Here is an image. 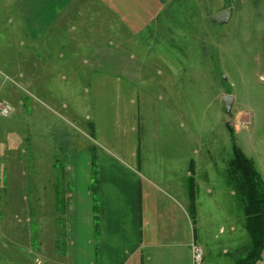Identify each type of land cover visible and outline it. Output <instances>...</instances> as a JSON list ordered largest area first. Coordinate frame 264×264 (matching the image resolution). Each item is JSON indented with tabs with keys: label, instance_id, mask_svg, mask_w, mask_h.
Masks as SVG:
<instances>
[{
	"label": "rangeland",
	"instance_id": "1",
	"mask_svg": "<svg viewBox=\"0 0 264 264\" xmlns=\"http://www.w3.org/2000/svg\"><path fill=\"white\" fill-rule=\"evenodd\" d=\"M162 3L138 33H99L118 28L113 18L79 15L62 23L87 32L39 36L15 0H0V264H72L74 188L90 185L99 147L124 154L134 138L139 168L166 172L161 184L190 214L198 200L200 218L225 232V216L234 218L233 264L245 255L243 198L227 183L228 126L264 176V0ZM226 7L230 20L214 22ZM100 35L128 45L127 79L100 80L104 66L85 61L82 44ZM224 94L233 96L230 113ZM179 152L186 173L169 170ZM61 174L69 185L59 183L65 210L55 204Z\"/></svg>",
	"mask_w": 264,
	"mask_h": 264
},
{
	"label": "crops",
	"instance_id": "2",
	"mask_svg": "<svg viewBox=\"0 0 264 264\" xmlns=\"http://www.w3.org/2000/svg\"><path fill=\"white\" fill-rule=\"evenodd\" d=\"M15 1L19 18L32 25L39 36L48 32L74 33L76 29L87 32L88 26L84 24L70 27L62 23L65 17L79 15L107 20L113 18L111 25L118 28L113 31L102 28L97 31L99 33H138L162 13L164 6L163 0ZM87 5L84 9L83 6ZM96 8L101 12L95 13ZM116 38L120 41L118 36ZM81 47L85 61L90 59L92 65L104 66L100 80L127 79V66L132 64V56L127 55L128 45L124 42L109 41L100 35ZM129 114L130 111L127 117ZM139 147L136 138L124 154L111 151L106 146L99 147L96 154V213L93 211L90 185L84 190L75 191L74 188L69 204L74 237L71 263L195 264L192 246L197 245L203 250L200 264H233L230 253H234L235 239L230 233L234 229V218L225 216L228 221L225 232L220 224H211L213 220L200 218L198 200L194 204L195 214H190L183 199L161 184L159 177H167L166 172L148 166L143 170L139 168ZM178 156V159L174 158L178 165L169 164V170L186 173L187 156L180 152ZM90 171L87 172L89 178ZM209 223L212 230L207 227ZM211 249H215L217 257H210Z\"/></svg>",
	"mask_w": 264,
	"mask_h": 264
},
{
	"label": "trees",
	"instance_id": "3",
	"mask_svg": "<svg viewBox=\"0 0 264 264\" xmlns=\"http://www.w3.org/2000/svg\"><path fill=\"white\" fill-rule=\"evenodd\" d=\"M228 131L232 157L227 168V183L243 198L245 216L243 227L249 235V245L246 248L245 255L238 258L234 264H258V260L264 253V180L254 161L246 156L237 144L232 127L228 126ZM96 164V156L92 155L90 190L94 213L97 212L98 207V171ZM63 179H65V175L61 174L55 182V204L60 210H65L68 206L67 201L62 197L61 193L63 192L60 190L59 183H63L66 188L69 187ZM96 217L95 219H97Z\"/></svg>",
	"mask_w": 264,
	"mask_h": 264
},
{
	"label": "water",
	"instance_id": "4",
	"mask_svg": "<svg viewBox=\"0 0 264 264\" xmlns=\"http://www.w3.org/2000/svg\"><path fill=\"white\" fill-rule=\"evenodd\" d=\"M232 12H233L232 7H226V8H223V9L215 12L211 16V19L214 22H217L219 24H225V23H227L230 20V18L232 16ZM223 78H225V76H223ZM222 99H223V102H224V106H225L226 112L230 113L231 112V106H232V103H233V96L231 94H224Z\"/></svg>",
	"mask_w": 264,
	"mask_h": 264
},
{
	"label": "built area",
	"instance_id": "5",
	"mask_svg": "<svg viewBox=\"0 0 264 264\" xmlns=\"http://www.w3.org/2000/svg\"><path fill=\"white\" fill-rule=\"evenodd\" d=\"M192 250H193V260L195 264H199L202 260L203 250L200 246L197 245L192 246Z\"/></svg>",
	"mask_w": 264,
	"mask_h": 264
}]
</instances>
